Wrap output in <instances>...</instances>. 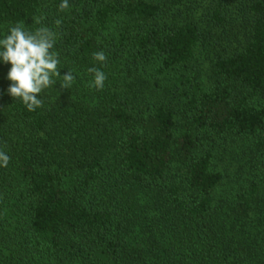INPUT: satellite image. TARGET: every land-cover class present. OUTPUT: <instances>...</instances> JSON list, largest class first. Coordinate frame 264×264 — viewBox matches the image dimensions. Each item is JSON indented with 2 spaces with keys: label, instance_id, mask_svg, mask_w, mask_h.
Returning <instances> with one entry per match:
<instances>
[{
  "label": "trees",
  "instance_id": "1",
  "mask_svg": "<svg viewBox=\"0 0 264 264\" xmlns=\"http://www.w3.org/2000/svg\"><path fill=\"white\" fill-rule=\"evenodd\" d=\"M61 3L0 0L75 77L30 112L0 59V264H264V0Z\"/></svg>",
  "mask_w": 264,
  "mask_h": 264
},
{
  "label": "clouds",
  "instance_id": "2",
  "mask_svg": "<svg viewBox=\"0 0 264 264\" xmlns=\"http://www.w3.org/2000/svg\"><path fill=\"white\" fill-rule=\"evenodd\" d=\"M69 7L68 0H62L59 5L60 11ZM36 24L41 23L39 18L33 19ZM56 25L61 24L57 20ZM57 34L48 27H40L35 32L26 31L23 24H16L9 29V33L0 39V59L10 64L8 79L12 82L8 88V94L15 100H19L28 111H35L43 105L39 94L55 85L59 78L62 89H69L75 77L67 72L63 77L59 72L58 54L51 51L56 42ZM97 62H105L107 57L103 51L93 54ZM89 72L94 75L91 87L100 90L104 87L107 79L105 74L98 68H90ZM10 157L0 151V166L7 167Z\"/></svg>",
  "mask_w": 264,
  "mask_h": 264
}]
</instances>
